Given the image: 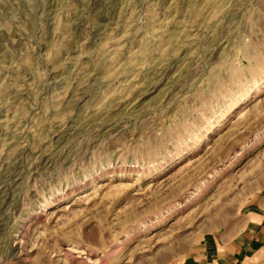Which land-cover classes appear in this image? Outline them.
Returning <instances> with one entry per match:
<instances>
[{
  "label": "rangeland",
  "instance_id": "374dc122",
  "mask_svg": "<svg viewBox=\"0 0 264 264\" xmlns=\"http://www.w3.org/2000/svg\"><path fill=\"white\" fill-rule=\"evenodd\" d=\"M0 174V264H234L264 0H0Z\"/></svg>",
  "mask_w": 264,
  "mask_h": 264
},
{
  "label": "crops",
  "instance_id": "0c3cea01",
  "mask_svg": "<svg viewBox=\"0 0 264 264\" xmlns=\"http://www.w3.org/2000/svg\"><path fill=\"white\" fill-rule=\"evenodd\" d=\"M239 218L232 230L224 238H219L220 243L226 245L225 252L234 264H243L255 256L260 249L255 243L264 237V214L248 210Z\"/></svg>",
  "mask_w": 264,
  "mask_h": 264
},
{
  "label": "bare ground",
  "instance_id": "6f19581e",
  "mask_svg": "<svg viewBox=\"0 0 264 264\" xmlns=\"http://www.w3.org/2000/svg\"><path fill=\"white\" fill-rule=\"evenodd\" d=\"M83 8H84V7H83ZM119 28H120V27H119ZM94 32H95V31H94ZM148 89H149V88H148ZM148 89H147V90H148ZM149 91H150V89H149ZM144 92H145V91H144ZM147 92H148V91H147ZM145 93H146V92H145ZM143 94H144V93H143ZM143 94L141 93V95H143ZM149 94H150V93H149ZM138 96H139V95H138ZM143 97H144V95H143ZM140 98H142V96H141ZM145 99H146V98H145ZM137 100H138V98H137ZM137 100H136V101H137ZM140 101H141V100H140ZM142 101H143V99H142ZM142 101H141V102H142ZM137 102H138V101H137ZM141 102H139V103L141 104ZM139 103H136V104H139ZM62 128H63V127H62ZM67 128H68V127H67ZM65 129H66V128H65ZM61 131L63 132V131H65V130H61ZM58 132H60V131H58ZM60 133H61V132H60ZM62 134H63V133H62ZM62 134H60V137H61ZM63 135H64V134H63ZM62 137H63V136H62ZM62 137H61V138H62ZM58 138H59V135H58ZM9 141H10V140H9ZM8 170H9V169H8ZM7 172H8V171H7ZM7 172H6V174L9 173V172H8V173H7ZM10 172H11V171H10ZM0 175H1V174H0ZM4 176H5V175H4ZM10 176H12V175L10 174ZM13 176H14V175H13ZM8 178H9V177H8ZM4 179H5V178H4ZM6 179H7V178H6ZM11 179H13V178H11ZM2 180H3V179H2ZM8 180H9V179H8ZM8 180H7V182H8ZM0 182H2V181H0ZM3 182H4V180H3ZM7 182H6V184H7ZM1 184H2V183H1ZM3 184H5V183H3ZM2 186H3V185H2ZM4 187H5V186H4ZM2 188H3V187H1V189H2ZM1 189H0V190H1ZM3 189H4V188H3ZM4 190H5V189H4ZM6 190H7V189H6ZM6 190L4 191L5 193H6ZM2 191H3V190H2ZM2 191H1V192H2ZM7 191H8V190H7ZM0 194H1V193H0ZM1 195H2V194H1ZM7 195H8V194H7ZM4 196H5V195H4ZM6 197H7V196H6ZM6 197H5V198H6ZM9 197H10V196H9ZM9 201H10V200H9ZM1 210H2V209H1ZM0 215H1V214H0ZM2 217H3V216H2ZM1 219H2V218H1ZM5 220H6V219H5ZM3 221H4V219H3ZM0 222H1V221H0ZM5 222H6V221H5Z\"/></svg>",
  "mask_w": 264,
  "mask_h": 264
}]
</instances>
